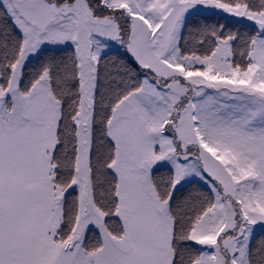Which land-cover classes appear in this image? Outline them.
Wrapping results in <instances>:
<instances>
[{
  "label": "snow or ice",
  "instance_id": "snow-or-ice-1",
  "mask_svg": "<svg viewBox=\"0 0 264 264\" xmlns=\"http://www.w3.org/2000/svg\"><path fill=\"white\" fill-rule=\"evenodd\" d=\"M0 264H264V0H0Z\"/></svg>",
  "mask_w": 264,
  "mask_h": 264
}]
</instances>
